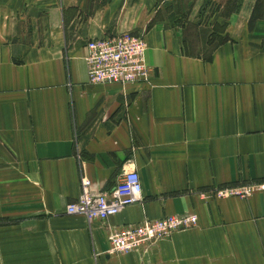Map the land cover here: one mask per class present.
<instances>
[{
	"label": "crops",
	"instance_id": "1",
	"mask_svg": "<svg viewBox=\"0 0 264 264\" xmlns=\"http://www.w3.org/2000/svg\"><path fill=\"white\" fill-rule=\"evenodd\" d=\"M215 26H219L218 29ZM142 33L150 85L92 84L90 38ZM222 38V39H221ZM134 168L141 198L66 214ZM264 0H0V264H264ZM196 225L126 253L107 233Z\"/></svg>",
	"mask_w": 264,
	"mask_h": 264
},
{
	"label": "built area",
	"instance_id": "2",
	"mask_svg": "<svg viewBox=\"0 0 264 264\" xmlns=\"http://www.w3.org/2000/svg\"><path fill=\"white\" fill-rule=\"evenodd\" d=\"M146 44L143 34L121 31L112 35L90 38L85 43L83 56L86 81L92 84L150 85L151 68L144 59ZM264 182L227 185L214 188L207 196L229 195L246 197L263 191ZM141 184L134 168L124 170L116 183L107 190L91 193L89 180L79 178V192L75 200L65 205L66 214H81L89 222L104 220L121 208L136 203L141 198ZM194 214H167L157 219L143 218L137 223L125 224L107 233L108 253H126L158 239L167 238L173 231L193 226Z\"/></svg>",
	"mask_w": 264,
	"mask_h": 264
},
{
	"label": "rangeland",
	"instance_id": "3",
	"mask_svg": "<svg viewBox=\"0 0 264 264\" xmlns=\"http://www.w3.org/2000/svg\"><path fill=\"white\" fill-rule=\"evenodd\" d=\"M215 27H217V29H218V27L219 26H215ZM251 182H255V181H251ZM248 183H250V182H248ZM243 184H246V183H243ZM239 185H241V184H239ZM225 186H227V185H225ZM222 187V186H221ZM218 188V187H217ZM196 225V223L193 225V226H195ZM9 226H11V225H9V224H7L6 223V220H0V232H5L4 230L6 229V228H11V227H9ZM193 226H190V227H193ZM190 227H187V228H184V229H178V230H175V231H173V232H176V231H182V230H185V229H189ZM172 232V233H173Z\"/></svg>",
	"mask_w": 264,
	"mask_h": 264
},
{
	"label": "trees",
	"instance_id": "4",
	"mask_svg": "<svg viewBox=\"0 0 264 264\" xmlns=\"http://www.w3.org/2000/svg\"><path fill=\"white\" fill-rule=\"evenodd\" d=\"M222 39V38H221Z\"/></svg>",
	"mask_w": 264,
	"mask_h": 264
}]
</instances>
